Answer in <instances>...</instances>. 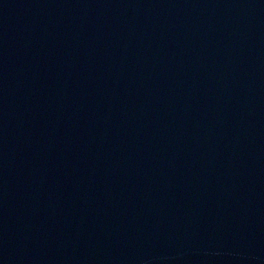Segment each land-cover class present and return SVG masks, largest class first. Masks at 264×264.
Segmentation results:
<instances>
[{
	"label": "water",
	"instance_id": "water-1",
	"mask_svg": "<svg viewBox=\"0 0 264 264\" xmlns=\"http://www.w3.org/2000/svg\"><path fill=\"white\" fill-rule=\"evenodd\" d=\"M0 264H264V0H0Z\"/></svg>",
	"mask_w": 264,
	"mask_h": 264
}]
</instances>
